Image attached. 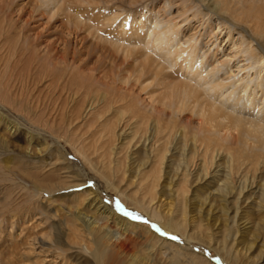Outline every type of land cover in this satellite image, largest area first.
I'll return each instance as SVG.
<instances>
[{
	"label": "bare ground",
	"instance_id": "bare-ground-1",
	"mask_svg": "<svg viewBox=\"0 0 264 264\" xmlns=\"http://www.w3.org/2000/svg\"><path fill=\"white\" fill-rule=\"evenodd\" d=\"M27 5L43 49L0 4L1 162L38 172L7 232L20 264H261L264 0Z\"/></svg>",
	"mask_w": 264,
	"mask_h": 264
},
{
	"label": "rangeland",
	"instance_id": "rangeland-1",
	"mask_svg": "<svg viewBox=\"0 0 264 264\" xmlns=\"http://www.w3.org/2000/svg\"><path fill=\"white\" fill-rule=\"evenodd\" d=\"M22 1V2H21ZM5 2V3H4ZM18 2V3H17ZM25 2V3H24ZM11 3V4H10ZM26 3H27V0H0V4H6V5H8L9 4V6H10V8H9V11H10V13L8 14L9 15V17H11V23L13 22L14 23V25L16 26V28H22V26L24 25V23H23V21L25 22H27L28 20V25H26V26H28V27H26V26H23V28H22V30L23 31H25V30H27V29H29V30H27V32L25 31V35H31L30 36V38L33 36V38H31V39H34V38H37V43L39 44V45H41V46H39V47H41L42 49L43 48H45V46L47 45V44H49L50 43V39L51 38H53V37H49V35L46 33V30L48 29V27L46 26V25H42V22L41 21H30V19L28 18L29 17V15H31V13H30V8H28V7H30L29 5H27L26 6ZM22 4V5H21ZM28 8V9H27ZM20 11H19V10ZM21 9H23V11L21 10ZM26 9V10H25ZM18 11V12H17ZM22 12V13H21ZM28 12V13H27ZM13 13V14H12ZM20 14V15H19ZM27 14H28V17H27ZM28 18V19H27ZM13 19H15V21L13 20ZM18 22V23H17ZM37 22H38V24H37ZM17 23V24H16ZM40 23V24H39ZM20 26V27H19ZM47 27V28H45L44 29V27ZM27 28V29H26ZM43 29V30H42ZM44 30H45V35H44ZM50 29H48L47 30V32H49V34H50V32L51 31H49ZM27 33V34H26ZM32 33V34H31ZM38 35H37V34ZM35 35H37L38 37H36ZM41 35V36H40ZM59 35V34H58ZM35 36V37H34ZM64 37V38H63ZM62 37V39L61 40H63V39H65V40H69L70 42H69V46L70 47H72V46H74L75 45V43H74V41L76 42L77 40H78V38H80V37H77L76 38V36H69V37H67L66 35H64ZM41 38V39H40ZM49 38V39H48ZM72 38V39H71ZM39 39H40V41H39ZM53 40V39H52ZM51 40V42H53ZM54 40H55V43L57 44H55L56 45V47L58 48V49H60L61 48V46L60 45H63L62 44V41H58V40H56L55 38H54ZM10 41H13V37L11 38V39H9V41L7 40V43L8 42H10ZM42 42V43H41ZM48 42V43H47ZM61 42V43H60ZM45 43H47V44H45ZM43 44H45V45H43ZM72 44V45H71ZM44 46V47H43ZM60 47V48H59ZM40 49V48H39ZM17 71H12V72H14L15 74H13V73H11V71L9 72V74H8V76L10 75H14V77H15V79H14V81L15 82H19V83H16L17 84V88H16V91H17V89H18V87H19V92H20V90L22 91H24V89H25V91L23 92V96H25V92H27V87L26 88H23V87H25V85H21L22 83H20L21 81L20 80H22L23 81V77H24V71H22L20 68L19 69H16ZM17 72V73H16ZM4 72H0V75H2ZM7 72H5L4 73V75L5 76H7V74H6ZM23 76V77H22ZM21 78V79H20ZM29 90H30V88H29ZM35 91V92H34ZM32 90V95L33 96H35V95H37V90ZM35 94V95H34ZM12 113H13V115H12ZM10 114L12 115H10L11 116V118H15L16 116L15 115H17L15 112H10ZM4 151L2 150V148H0V153H2L1 155H0V166H1V168H0V170L2 169V172L4 171V175L3 174H0V175H2V177L4 176V177H6V179H5V181L7 180L8 181V183L7 182H5L4 180H3V178L0 176V178H2V181L0 180V208H4L5 210H1L2 212L3 211H5L4 212V214H6V215H3V213L2 212H0V226L2 225V227L0 228V244H1V246H0V264H4L3 262H5V264H20V262L18 261V255H19V253L22 251L21 249V246L19 245V243H18V241H17V231H13V235L10 233H7L9 230H10V227H9V223L11 222V220H15L14 221V226H15V224H16V222H17V220H16V218L18 217V215H19V211H20V209H19V213L17 212V208H15L16 207V205H17V207H18V204H20V203H18V202H20V200H18L19 198H17V197H19V193H21V185H23L28 179L27 178H25V173L26 172H28L29 173V170H30V172L32 173V174H34V173H38V172H36V171H34L33 169H29V170H27V168H25V165H24V163L22 162L21 164L18 162V164L21 166V168H20V166H19V168L18 167H16L17 169H18V171L16 170V168L15 167H12V168H10L9 170L8 169H6V168H4L3 166H5L4 165V163L3 162H1L3 159H7L8 157L10 158L11 156L12 157H17V158H19L16 154H14V155H12V154H9V153H3ZM4 155V156H3ZM16 158V159H17ZM75 157L72 155V157L70 158V162H71V166H72V168L70 169V171L71 170H73L74 168H75V165H76V161H75V159H74ZM16 159H14V160H16ZM74 162V163H73ZM3 163V164H2ZM73 164V165H72ZM4 169V170H3ZM21 169V170H20ZM12 172L11 174L10 173H8V172ZM20 171V172H19ZM5 172H7V173H5ZM17 172V173H16ZM59 172H61V171H58V173L57 174H59V175H57V174H53V175H47V176H41V177H45V178H50V177H59V176H64L66 173L64 172V171H62V173H59ZM64 172V173H63ZM1 173V172H0ZM21 175H20V174ZM5 174L7 175V174H10V176L11 175H13V178H16L15 180H16V182L14 181V180H11V179H13L12 177H10L9 175L8 176H5ZM24 176H23V175ZM62 174V175H61ZM15 175V176H14ZM49 176V177H48ZM9 177V178H8ZM20 178V179H19ZM19 180V181H18ZM24 180V181H23ZM9 181H11V182H9ZM18 181V182H17ZM3 182V183H2ZM19 182H21V184H19ZM10 183V184H9ZM18 183V184H17ZM16 184H17V187H16ZM98 185L100 186V189H101V194H100V196H101V198L104 200V202H106L108 205H110V206H112L113 208H117V205H116V203H117V199L115 198L116 196L113 194L112 195V193H107V192H104V190H103V185L101 184V183H99V181H98ZM13 186V187H12ZM20 186V187H19ZM9 189H8V188ZM5 188H6V190H5ZM7 189L9 190V191H7ZM14 191L13 193H11L12 191ZM18 192V194H17V192ZM7 192V193H6ZM9 194H11V195H9ZM17 195V197H16V195ZM14 196V197H13ZM47 195H45V194H43V197H46ZM6 197V198H5ZM12 198V200H11V198ZM13 198H14V200H13ZM15 199H16V202H15ZM6 201H7V203H6ZM11 201V202H10ZM13 203V204H12ZM17 203V204H16ZM14 204H16V205H14ZM52 205H54L55 206V204H52ZM19 206H22V205H19ZM14 207V208H13ZM21 208V207H20ZM12 212H11V211ZM7 211V212H6ZM9 211H10V213H9ZM133 211V210H132ZM2 213V214H1ZM9 213V214H8ZM14 213V214H13ZM15 215V216H14ZM132 216H134V217H141V215H139V214H136L134 211L132 212V214H131ZM10 216H12L13 218H11ZM142 218H143V223H145V224H147V223H149V219H147V217L146 216H144V215H142ZM2 219V220H1ZM10 220V221H9ZM9 221V222H8ZM3 223V224H2ZM6 223V224H5ZM5 226V227H4ZM4 227V228H3ZM15 228H13V230H14ZM5 236V237H4ZM11 236V237H10ZM8 237V238H7ZM4 240H3V239ZM5 239H7V240H5ZM9 242V243H8ZM201 252H203V248H201V250H200ZM41 257H43V256H41ZM211 257H215V253L212 251L211 252ZM8 258V259H7ZM11 258V259H10ZM6 259V260H5ZM3 260V261H2ZM11 261V262H10ZM14 261V262H13ZM7 262V263H6ZM39 262V261H38ZM261 264H264V261H261Z\"/></svg>",
	"mask_w": 264,
	"mask_h": 264
}]
</instances>
